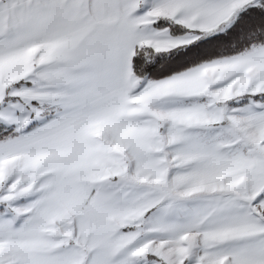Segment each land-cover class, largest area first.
I'll return each instance as SVG.
<instances>
[{
	"label": "snow or ice",
	"instance_id": "1",
	"mask_svg": "<svg viewBox=\"0 0 264 264\" xmlns=\"http://www.w3.org/2000/svg\"><path fill=\"white\" fill-rule=\"evenodd\" d=\"M0 264H264V0H0Z\"/></svg>",
	"mask_w": 264,
	"mask_h": 264
}]
</instances>
